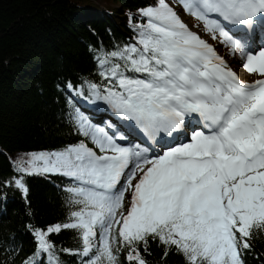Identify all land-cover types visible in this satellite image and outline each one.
Segmentation results:
<instances>
[{"label":"snow or ice","instance_id":"snow-or-ice-1","mask_svg":"<svg viewBox=\"0 0 264 264\" xmlns=\"http://www.w3.org/2000/svg\"><path fill=\"white\" fill-rule=\"evenodd\" d=\"M179 3L256 78L241 81L166 0L141 9L136 43L94 55L105 83L87 88L147 146L77 109L72 120L91 147L81 140L14 162L20 175L7 183L25 198L24 176L58 175L78 206L70 222L30 229L36 249L22 264H62L49 237L66 229L79 233L81 247L61 251L81 264H119L123 250L128 264H147L150 242L186 264H246L253 238L264 235V0Z\"/></svg>","mask_w":264,"mask_h":264},{"label":"trees","instance_id":"trees-1","mask_svg":"<svg viewBox=\"0 0 264 264\" xmlns=\"http://www.w3.org/2000/svg\"><path fill=\"white\" fill-rule=\"evenodd\" d=\"M156 2L0 0V264H22L36 249L30 229L70 222L76 208L65 191L67 179L58 175L24 176L25 198L7 183L20 175L14 162L81 140L91 144L66 118L70 93L65 85L100 84L94 55L136 43L137 26L146 22L140 10ZM208 36L219 50L226 47L218 36ZM49 239L62 264H80L79 256L61 251L81 247L76 230ZM252 244L246 264H264V235L255 236ZM117 255L119 264H128L126 250ZM142 255L147 264H186L174 251L164 258V248L156 242Z\"/></svg>","mask_w":264,"mask_h":264},{"label":"rangeland","instance_id":"rangeland-1","mask_svg":"<svg viewBox=\"0 0 264 264\" xmlns=\"http://www.w3.org/2000/svg\"><path fill=\"white\" fill-rule=\"evenodd\" d=\"M166 3H168L169 4V6H171V0H166ZM102 6V5H101ZM186 22L188 23V25H190V26H194V21L192 20V19H186ZM198 35L201 37V38H203V39H206V37L203 35V34H201L200 32H198ZM215 43H216V41H214ZM217 51V50H216ZM234 58L237 60V59H239V56H234ZM234 59V60H235ZM241 62V61H240ZM231 68L232 69H235L242 77H244V78H248V75L249 74H247L246 73V71L243 69V66H242V64L240 63V64H238V62H231ZM250 78H252V77H250ZM105 117H107V115L105 114V115H103L102 117H101V120L102 119H104ZM100 120V121H101Z\"/></svg>","mask_w":264,"mask_h":264},{"label":"bare ground","instance_id":"bare-ground-1","mask_svg":"<svg viewBox=\"0 0 264 264\" xmlns=\"http://www.w3.org/2000/svg\"><path fill=\"white\" fill-rule=\"evenodd\" d=\"M248 77L250 78V77H252V75H248ZM250 80H251V78H250ZM66 115L68 116V112L66 111Z\"/></svg>","mask_w":264,"mask_h":264}]
</instances>
